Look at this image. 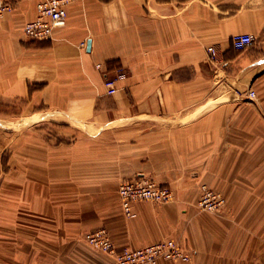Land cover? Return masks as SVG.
I'll return each mask as SVG.
<instances>
[{"label": "crops", "instance_id": "0c3cea01", "mask_svg": "<svg viewBox=\"0 0 264 264\" xmlns=\"http://www.w3.org/2000/svg\"><path fill=\"white\" fill-rule=\"evenodd\" d=\"M9 1L0 118L16 108L27 129L0 127V264H114L83 240L98 229L118 252L171 239L190 256L158 264H264V0H75L46 41L23 34L42 0ZM136 175L172 200L126 217L117 189ZM203 184L218 213L197 207Z\"/></svg>", "mask_w": 264, "mask_h": 264}, {"label": "built area", "instance_id": "2783aa9c", "mask_svg": "<svg viewBox=\"0 0 264 264\" xmlns=\"http://www.w3.org/2000/svg\"><path fill=\"white\" fill-rule=\"evenodd\" d=\"M75 0H42L36 5V17L28 21L23 27L24 36L33 41H46L52 38L55 29L65 26L67 19V6ZM9 0H0V17L12 10ZM251 35H237L232 38V47L237 52L247 50L253 44ZM211 61H217V50L214 46L207 48ZM100 68L99 65H97ZM126 77V71L117 70L115 77H105L103 85L107 95H115L117 83ZM251 98L255 97L253 91L249 92ZM118 198L126 217L133 218L135 213L132 205L137 202L166 204L172 200L171 190L157 183L153 178L145 175H136L122 181L117 189ZM225 205L224 197L206 185L200 187V197L197 207L206 212L218 213ZM85 244L95 252H100L114 260V264H158L160 261L188 262L190 256L174 240L168 239L156 244L138 249L116 250L108 232L98 229L84 234Z\"/></svg>", "mask_w": 264, "mask_h": 264}, {"label": "rangeland", "instance_id": "374dc122", "mask_svg": "<svg viewBox=\"0 0 264 264\" xmlns=\"http://www.w3.org/2000/svg\"><path fill=\"white\" fill-rule=\"evenodd\" d=\"M15 110H17V109L14 108V109H3V110H1L3 112L7 113V114H2L3 117L0 118V120H1L0 127H1L2 131L5 134H11V133H14V132L24 133L26 131V129H27L26 128L27 125L25 124L24 121H22V123L18 122L17 124H15V123H10L9 119H7L6 116H10V115L12 116V114L15 113ZM17 125H18V127H17ZM37 129L41 130L42 129L41 125H40V128L37 127ZM8 157H9V155H8L7 152L5 154H3L1 156V158H0V165H2V166L5 165L6 166ZM6 226H7V228H2V229L3 230H8L9 229V221L6 222ZM0 239H2V242H0V250H1V252L3 253V250L9 251L10 250V246H11V241L9 242L10 238H8V237L7 238H4V237L1 238L0 237ZM98 253L99 254H103V253H100V252H98ZM103 255H105V254H103Z\"/></svg>", "mask_w": 264, "mask_h": 264}, {"label": "water", "instance_id": "95a60500", "mask_svg": "<svg viewBox=\"0 0 264 264\" xmlns=\"http://www.w3.org/2000/svg\"><path fill=\"white\" fill-rule=\"evenodd\" d=\"M90 44H91V42L88 40L87 41V51H90Z\"/></svg>", "mask_w": 264, "mask_h": 264}]
</instances>
